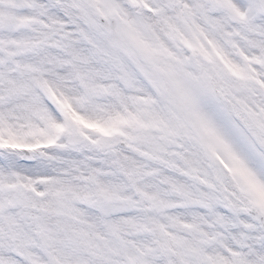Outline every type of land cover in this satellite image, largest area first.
Returning <instances> with one entry per match:
<instances>
[{
  "label": "snow or ice",
  "instance_id": "snow-or-ice-1",
  "mask_svg": "<svg viewBox=\"0 0 264 264\" xmlns=\"http://www.w3.org/2000/svg\"><path fill=\"white\" fill-rule=\"evenodd\" d=\"M0 264H264V0H0Z\"/></svg>",
  "mask_w": 264,
  "mask_h": 264
}]
</instances>
